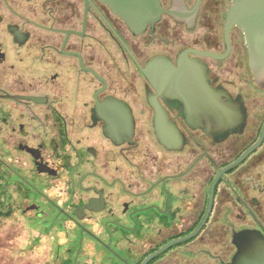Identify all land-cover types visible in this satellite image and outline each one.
Here are the masks:
<instances>
[{"label":"flooded vegetation","instance_id":"1","mask_svg":"<svg viewBox=\"0 0 264 264\" xmlns=\"http://www.w3.org/2000/svg\"><path fill=\"white\" fill-rule=\"evenodd\" d=\"M160 1L134 31L103 0H0V264H229L264 232V86L236 25L226 54L233 1Z\"/></svg>","mask_w":264,"mask_h":264},{"label":"water","instance_id":"2","mask_svg":"<svg viewBox=\"0 0 264 264\" xmlns=\"http://www.w3.org/2000/svg\"><path fill=\"white\" fill-rule=\"evenodd\" d=\"M107 2L114 9L116 13L121 15L129 24L132 30L137 31L148 21H155L159 19L161 15V1L160 0H103ZM233 3L230 6L226 14V39H227V52L229 50V39L228 33L229 30L234 26L241 28L245 34V39L249 48L250 56V67L255 74L256 79L258 80L261 86H264V0H232ZM213 55V54H212ZM216 58H222L224 55H213ZM166 69V68H161ZM172 73L180 72L188 74V76L196 80L205 75L206 68L204 66H194L191 70L194 73H188V67L185 64H180V68L176 69L173 66L167 67ZM201 74L200 76H198ZM185 75V74H184ZM197 86V84H195ZM203 86V88H202ZM182 92L189 93V90L186 84L182 85ZM199 91H190L193 94H204L209 90L207 83L200 84L196 87ZM203 89V90H202ZM212 92V91H211ZM213 93V92H212ZM213 97V98H212ZM215 98V99H214ZM206 101V100H205ZM210 104L206 106L205 109L211 110L212 114L215 112L217 114V104L218 98L211 95V98H208ZM214 110V111H213ZM216 118L217 116H214ZM234 125H228V127ZM132 127V126H130ZM205 128V124L202 125ZM210 127L213 128V125ZM231 130V129H229ZM263 138V137H262ZM259 144V143H258ZM257 144V145H258ZM255 145L249 149L243 156H241L237 161L228 167L224 168L214 179L211 187V196H210V206L209 211L196 228V230L189 235L188 237L183 238L188 239L201 231L204 225L207 222L208 215L212 208L215 188L218 181L227 172L229 169L237 166L243 160L247 158L249 154L257 147ZM177 241L169 244L168 246L175 244ZM234 243L237 246V252L234 255L232 261L229 264H264V232L262 230H242L237 232L234 235Z\"/></svg>","mask_w":264,"mask_h":264},{"label":"rangeland","instance_id":"3","mask_svg":"<svg viewBox=\"0 0 264 264\" xmlns=\"http://www.w3.org/2000/svg\"><path fill=\"white\" fill-rule=\"evenodd\" d=\"M5 224H6L5 227H3V226L0 227V233H2V232L4 233V231L9 230V229H10L9 227L12 226V224H10V223H8V222L5 223ZM22 243L25 244V243H24V239H23Z\"/></svg>","mask_w":264,"mask_h":264}]
</instances>
